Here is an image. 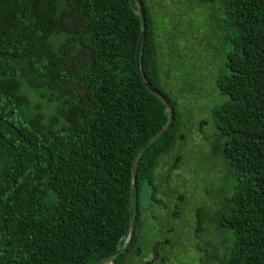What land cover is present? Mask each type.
I'll list each match as a JSON object with an SVG mask.
<instances>
[{
    "label": "trees",
    "instance_id": "1",
    "mask_svg": "<svg viewBox=\"0 0 264 264\" xmlns=\"http://www.w3.org/2000/svg\"><path fill=\"white\" fill-rule=\"evenodd\" d=\"M141 2L139 74L134 0H0V264H97L122 245L133 157L168 120L143 82L173 117L136 159L133 234L103 264L129 255L149 212L141 205H165L156 170L185 134ZM218 3L228 48L214 82L225 99L210 113L233 178L217 218L229 232L221 264H264V0Z\"/></svg>",
    "mask_w": 264,
    "mask_h": 264
},
{
    "label": "rangeland",
    "instance_id": "2",
    "mask_svg": "<svg viewBox=\"0 0 264 264\" xmlns=\"http://www.w3.org/2000/svg\"><path fill=\"white\" fill-rule=\"evenodd\" d=\"M146 2L156 33L160 87L178 103L185 139L177 144L176 151L161 157L156 170L158 196L165 205H146L143 202L147 200L141 196V206L155 214L151 218L150 212L146 213L145 238L149 242L167 241L166 246L159 247V255L165 258L163 264H221L229 232L217 225V218L226 205L233 178L221 158L222 139L210 113L225 99L214 82L224 71L228 48L219 28V3ZM175 155L179 157L177 168L170 170Z\"/></svg>",
    "mask_w": 264,
    "mask_h": 264
},
{
    "label": "water",
    "instance_id": "3",
    "mask_svg": "<svg viewBox=\"0 0 264 264\" xmlns=\"http://www.w3.org/2000/svg\"><path fill=\"white\" fill-rule=\"evenodd\" d=\"M135 1V5L137 7V11H138V15H139V23H140V31H139V38L137 41V45H136V55H135V65H136V69L140 74V70L138 67V50L140 47V43L142 41V38L144 36V27H145V20H144V10H143V5L141 0H134ZM141 81L142 80V76L140 75ZM144 85L146 86L147 89H149L150 91H152V93H154L157 97H159V99L165 104L166 108H167V113H168V120L167 123L164 127H162L161 129H159L156 133H154L152 136H150L136 151L133 160H132V165H131V179H130V195H129V210H130V231L129 234L126 236V238L124 239L122 245L115 250L113 253H111L109 256L105 257L104 259H102L101 261H99L97 264H103L104 262H106L109 258H111L113 255L121 252L129 243V241L131 240L132 234H133V230H134V216H133V203H134V183H135V172H134V168H135V162L136 159L138 157V155L140 154L141 150L143 149V147H145L153 138H155L158 134L162 133L164 130H166L169 125L171 124V120L173 117V113H172V109L168 103V101L165 99V97L159 93L156 89L151 88L147 83L143 82Z\"/></svg>",
    "mask_w": 264,
    "mask_h": 264
},
{
    "label": "flooded vegetation",
    "instance_id": "4",
    "mask_svg": "<svg viewBox=\"0 0 264 264\" xmlns=\"http://www.w3.org/2000/svg\"><path fill=\"white\" fill-rule=\"evenodd\" d=\"M148 208L147 211L150 212V217H155V214L153 213V210ZM147 213V212H146ZM142 220L144 221L143 225V231L138 235L137 242L134 244L132 249L129 252V255H127L126 259L124 260L123 264H157L156 262L159 261L160 264L165 263L164 256L159 255V247L160 246H166L167 241L166 240H156V241H148L145 238V222H147V218L142 213ZM149 246L147 247V245ZM147 247V250L145 251Z\"/></svg>",
    "mask_w": 264,
    "mask_h": 264
}]
</instances>
